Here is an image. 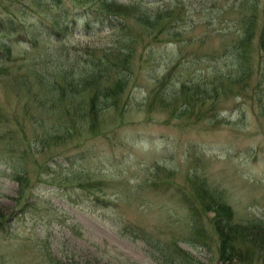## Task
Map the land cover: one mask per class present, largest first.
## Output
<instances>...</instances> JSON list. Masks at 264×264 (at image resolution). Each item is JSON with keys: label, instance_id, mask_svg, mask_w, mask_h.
<instances>
[{"label": "rangeland", "instance_id": "374dc122", "mask_svg": "<svg viewBox=\"0 0 264 264\" xmlns=\"http://www.w3.org/2000/svg\"><path fill=\"white\" fill-rule=\"evenodd\" d=\"M102 1L0 0L10 53H0V264H264V248L218 240L227 220L264 222V0H118L125 25L26 41L64 3ZM166 9L157 34L159 22L135 18ZM248 35L247 48L235 44ZM134 37L122 47L135 51L130 81L98 127L47 137L60 108L41 109L35 96H60L35 70L76 82L89 73L87 49ZM219 80L234 83L218 85L220 104L185 106L183 85L201 83L209 98Z\"/></svg>", "mask_w": 264, "mask_h": 264}, {"label": "trees", "instance_id": "16d2710c", "mask_svg": "<svg viewBox=\"0 0 264 264\" xmlns=\"http://www.w3.org/2000/svg\"><path fill=\"white\" fill-rule=\"evenodd\" d=\"M103 2H105L106 4H104L103 6L92 5L93 8L89 5L76 7L73 4L68 5L64 3L63 7H61L60 10L61 18L51 20L50 23H48L46 26L40 25L29 31H25L24 33H27L26 41H32L29 33L33 34L36 39H41L43 34L46 33L47 36L53 35L54 38L61 40V38L65 37L68 33H71L73 30L77 29L90 33L96 27H112L114 26L115 22H118V24L121 25H125L127 15L124 14V8L121 9L119 6H117L119 9H121L119 11L118 8L111 7L113 4L116 5V2L119 3V1L103 0L102 3ZM58 4L59 6L61 5V3L58 1L56 3H53L54 6H57ZM82 7H84V9H79ZM144 13L136 16L135 18L139 21L142 20L141 22L146 23L147 25L149 24V22H155L154 24L150 23L152 26H155L159 21L161 22L162 19H165L164 16L169 17L168 14H171L172 11L170 12V10L166 9L162 12L152 13L153 15L150 16L149 13ZM158 18L161 20H159ZM160 22L155 27L156 29L154 31H157L156 34L160 30H163L165 28V25ZM3 23L4 22L0 20V24ZM5 24L1 25L0 29L3 30ZM249 28L250 27H247V32L249 31ZM249 37L251 38V35L239 38L236 44L240 45V47L242 46L246 48L245 45H247L250 41V39H248ZM244 40L247 41L245 42ZM136 41L137 39L135 37L124 39L121 44H118L117 47H119V49L117 51V47H101L100 50H97L98 53L96 54L95 50L93 51L91 49H87L88 56L83 59L90 61V65L88 66L89 73L80 75L78 77V81L76 82L74 81V79L62 75L60 69L57 71L59 73L54 72L52 79H46L43 73L37 71V69L35 70L33 79H36L37 83L46 84L48 92L57 90V94L60 96L56 99V101H53L54 99L51 97L52 94L47 97L40 95L38 97L35 96L38 101V107L41 109L46 108V110H52L56 106L57 108H60L59 113L56 115V122H54V126L58 128L57 132L49 133L47 137L52 138L54 142L65 141L67 139L71 140V138H73L74 136V132L78 128L82 130L86 127H90L93 129H95V127H98L99 122L103 121L102 119H100V112L109 108L110 106L117 105L116 101L118 100V97L120 96V94H122V91L126 89L127 84L130 81V60L128 59L131 58V54H134L135 51L133 50V48H128L126 51H123L122 47H133ZM5 46H7V43L3 39V37L0 36V53L4 55L10 54L8 53V49L2 50V47L5 48ZM242 52L243 49H241L240 54ZM238 71L241 78H243L244 81L247 80V76L250 75V71H247V74H245L246 70L243 68L242 70L240 69ZM228 76H233V74H230ZM231 81V85L229 83H226L225 80H223L224 84L222 80L215 83L211 87L209 92L210 94H214L209 98H207L206 96L207 87H202L201 83L194 86L190 85V87L187 86L188 88L193 87L191 89L192 91L189 92L185 89V85H183L181 91L183 102L185 106H190V102L198 103L200 105L209 102L213 106L218 105L220 104L221 100L219 99L221 92L218 93L214 91H217L218 87H220L218 86L219 84L223 85L222 89H232L234 87V83L233 80ZM244 86H246V84ZM200 88H202V91H199ZM66 98L69 99L68 103L60 105V103H62ZM179 98L181 97L171 99L169 101L174 102ZM165 104L169 106L170 103ZM60 128H63V130L61 131ZM262 224H264V222ZM262 224L255 223L253 225L255 229L253 228L251 230L247 228L248 224H233L227 220L220 225V232L218 233V238L221 241L220 247L225 248L226 246H229L230 248H234V246L238 245L240 241H244V249H254L255 247L264 248V226ZM132 230L133 228L130 224L126 225V227L124 226V231L129 232ZM234 251L237 250L234 249ZM171 258H179L178 252H176L175 255ZM179 261L183 263V260L179 259ZM73 264L79 263L74 262Z\"/></svg>", "mask_w": 264, "mask_h": 264}, {"label": "bare ground", "instance_id": "6f19581e", "mask_svg": "<svg viewBox=\"0 0 264 264\" xmlns=\"http://www.w3.org/2000/svg\"><path fill=\"white\" fill-rule=\"evenodd\" d=\"M120 6H121V5H120ZM130 8H131V7H130ZM6 9H7V8H6ZM6 9H5V10H6ZM8 10H9V9H8ZM132 10H133V9H132ZM134 10H135V8H134ZM6 12H7V11H6ZM134 12H135V11H134ZM139 12H140V11H139ZM141 12H142V10H141ZM9 13H10V12H9ZM11 13H12V12H11ZM11 13H10V14H11ZM144 14H145V13H144ZM140 15H141V13H140ZM168 15H169V14H168ZM170 15H171L170 17H172V14H170ZM9 17H10V15H9ZM158 17H159V16H158ZM170 17H169V18H170ZM11 18H12V17H11ZM162 18H163V17H162ZM164 18H166V17L164 16ZM9 19H10V18H9ZM12 19H13V18H12ZM158 19H159V18H158ZM155 20H157V19H155ZM159 20H161V19H159ZM14 21H15V20H14ZM147 21H148V20H147ZM162 21L164 22V20H162ZM6 22H7V21H6ZM8 22H9V21H8ZM159 22H160V21H159ZM147 23H148V22H147ZM161 23H162V22H161ZM149 24H150V22H149ZM149 24H148V25H149ZM165 25H166V24H165ZM165 28H166V27H165ZM166 29H167V28H166ZM164 30H165V29H164ZM178 33H179V32H178ZM178 33H176V34H178ZM251 33H252V32H251ZM254 33H255V32H254ZM155 34H156V33H155ZM168 34H169V32H168ZM176 34H175V35H176ZM254 35H255V34H254ZM156 36H157V35H156ZM173 36H174V34H173ZM248 36H249V35H248ZM245 37H247V36H245ZM252 38L254 39L255 36L252 37ZM248 39H250V37H249ZM250 40H252V39H250ZM244 41H245V40H244ZM246 41H247V40H246ZM246 41H245V42H246ZM237 42H238V41H237ZM239 42H240V41H239ZM245 42H243V43H245ZM249 43H250V42H249ZM249 43H248V44H249ZM235 44H236V43H235ZM246 44H247V43H246ZM243 45H244V44H243ZM249 45H250V44H249ZM245 46H246V45H245ZM241 47H242V46H241ZM242 48H244V47H242ZM246 48H247V47H246ZM122 56H124V55H122ZM126 57H127V56H126ZM128 58H129V56H128ZM128 60H130V59H128ZM123 61H124V60H123ZM95 75H96V74H95ZM95 79H96V78H95ZM96 80H97V79H96ZM97 81H98V80H97ZM93 83H94V82H93ZM114 84H115V83H114ZM118 84H119V83H118ZM116 87H118V86H116ZM123 87H124V86H123ZM123 87H122V88H123ZM116 89H117V88H116ZM112 90H113V89H112ZM120 90H121V89H120ZM115 91H116V90H115ZM61 93H62V91H61ZM62 104H63V103H62ZM73 108H74V107H73ZM225 213H226V212H225ZM225 215H226V214H225ZM234 215H235V213H234ZM221 217H222V216H221ZM233 217H234V216H233ZM223 218H224V217H223ZM224 219H225V218H224ZM235 219H236V218H235ZM225 220H226V219H225ZM244 220H245V219H244ZM241 222H242V221H241ZM209 238H210V237H209ZM210 239H211V238H210ZM218 240H219V239H218ZM216 241H217V239H216ZM219 241H220V240H219ZM211 242H212V241H211ZM220 242H221V241H220ZM200 244H201V243H200ZM207 246H208V245H207ZM218 251H219V250H218ZM222 257H223V256H222ZM223 258H224V257H223Z\"/></svg>", "mask_w": 264, "mask_h": 264}]
</instances>
